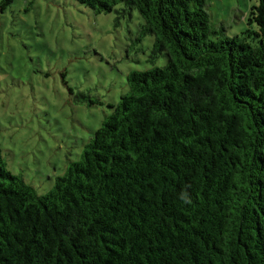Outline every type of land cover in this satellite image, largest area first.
Returning <instances> with one entry per match:
<instances>
[{
	"label": "trees",
	"instance_id": "1",
	"mask_svg": "<svg viewBox=\"0 0 264 264\" xmlns=\"http://www.w3.org/2000/svg\"><path fill=\"white\" fill-rule=\"evenodd\" d=\"M75 1L137 11L166 63L127 76L47 192L0 150V264H264V0L233 37L204 0Z\"/></svg>",
	"mask_w": 264,
	"mask_h": 264
},
{
	"label": "rangeland",
	"instance_id": "2",
	"mask_svg": "<svg viewBox=\"0 0 264 264\" xmlns=\"http://www.w3.org/2000/svg\"><path fill=\"white\" fill-rule=\"evenodd\" d=\"M204 2L210 25L229 37L249 27L256 4ZM118 16L75 0H0L1 155L39 194L79 159L108 105L127 92V76L166 63L164 55L150 62L153 38H139L137 11ZM79 94L97 104L77 102Z\"/></svg>",
	"mask_w": 264,
	"mask_h": 264
}]
</instances>
